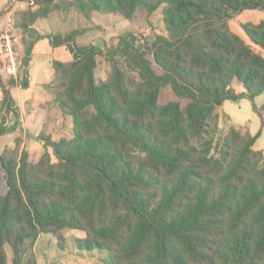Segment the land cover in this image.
<instances>
[{"label": "trees", "instance_id": "obj_1", "mask_svg": "<svg viewBox=\"0 0 264 264\" xmlns=\"http://www.w3.org/2000/svg\"><path fill=\"white\" fill-rule=\"evenodd\" d=\"M160 7L167 34L142 43L121 36L105 53L111 70L103 80L96 69L104 52L76 43L85 29L45 35L34 27L56 11L132 20L139 8ZM247 10L264 11V0H34L18 13L24 69L45 38L73 55L52 61L54 78L44 85L73 127L59 141L41 135L47 149L37 161L20 138L0 152V264H9L8 246L12 264H37L29 247L45 233L63 241L68 229L85 232L79 248L107 250L109 264H264L260 133L232 126L218 134L225 101L264 93V54L254 47L264 50V19L243 24L251 43L231 25ZM16 81L0 76L3 116H19ZM28 83L25 75L20 84Z\"/></svg>", "mask_w": 264, "mask_h": 264}, {"label": "rangeland", "instance_id": "obj_2", "mask_svg": "<svg viewBox=\"0 0 264 264\" xmlns=\"http://www.w3.org/2000/svg\"><path fill=\"white\" fill-rule=\"evenodd\" d=\"M11 0H0V11ZM4 11L0 17H4ZM22 16V15H21ZM18 14L10 17V22L17 27ZM264 19V11L247 10L236 15L231 21L235 32L242 35L251 43L246 36L243 24L258 23ZM47 34H67L76 29H85L83 34L76 38L79 46L95 45L104 52L98 56L96 79H107L110 74L111 64L106 59L105 53L116 48L121 36L134 34L140 43L145 39L153 40L156 34H167L163 22V8L160 7L153 14H149L144 8H139L132 20L127 19L120 13H103L94 11L90 17L79 11L67 10L53 12L49 18L42 21ZM18 28V27H17ZM43 41L32 54L28 66L22 70L16 85L11 86L10 95L18 110L19 116L13 112L5 114L0 112V128L3 119L6 120V131L0 134V152L6 148H15L17 138L21 139L20 150L27 149L31 159L37 161L46 151V140L40 138L51 136L54 141L62 137L72 136V118L66 110L55 103L53 90H46L45 84H50L54 78L52 61L59 59ZM264 54V50L254 45ZM67 57L71 52L66 49ZM73 56V55H72ZM152 59V56H148ZM64 59V57H63ZM119 63L125 67V60L118 56ZM157 70L159 67L154 63ZM27 76L28 86L23 87L20 80ZM4 84L10 85V76L1 73ZM234 89L238 94L244 91L241 84H235ZM4 99L3 91L0 89V102ZM6 110L4 109V112ZM220 114L219 136H224L234 126L243 132L259 137L254 145L256 150L264 151V93L258 95L254 100L248 97H240L236 100L225 101L218 109ZM48 150L53 153L52 147ZM6 181L0 166V193H4ZM64 240L59 241L52 234H42L35 244L29 247V253L34 252L37 264H109V252L104 249L87 250L78 247L77 239L86 236L85 232L78 229L64 230ZM9 264H12V248L7 247ZM28 253V254H29Z\"/></svg>", "mask_w": 264, "mask_h": 264}, {"label": "built area", "instance_id": "obj_3", "mask_svg": "<svg viewBox=\"0 0 264 264\" xmlns=\"http://www.w3.org/2000/svg\"><path fill=\"white\" fill-rule=\"evenodd\" d=\"M34 5V0H11L4 11L5 23L0 32V75L19 79L24 69L25 44L19 29L10 28V17Z\"/></svg>", "mask_w": 264, "mask_h": 264}, {"label": "crops", "instance_id": "obj_4", "mask_svg": "<svg viewBox=\"0 0 264 264\" xmlns=\"http://www.w3.org/2000/svg\"><path fill=\"white\" fill-rule=\"evenodd\" d=\"M5 7H6V6L2 7V10H1L0 12H3L4 9H5ZM48 18H49V17H48ZM45 19H47V18H44V19H38V20L35 22L34 27H35V28H36L41 34L49 35V34H47V33L45 32V25L42 24V21L45 20ZM4 23H5V19H4V17H3V18L0 17V32H1V30L3 29ZM43 41H45V42L48 43V44H46L47 47L49 46V49H50L51 51H53L54 54H57L56 56H60L59 59H55V60H60V61H64V62H66V61H70V60L73 58L72 53L70 54L69 57H67L68 54H67V52H66V49H67L66 46H60V47H56V48H54V47L51 46V44H50V42H49V40H48L47 38L42 39V40L38 41V42L35 44L32 54H33V53L35 52V50L37 49V46H38L41 42H43ZM63 57H64V59H63ZM31 58H32V55H31ZM16 107H17V106H16ZM17 108H18V107H17Z\"/></svg>", "mask_w": 264, "mask_h": 264}, {"label": "bare ground", "instance_id": "obj_5", "mask_svg": "<svg viewBox=\"0 0 264 264\" xmlns=\"http://www.w3.org/2000/svg\"><path fill=\"white\" fill-rule=\"evenodd\" d=\"M10 28L11 29H18L17 27L13 26V24H11V22H10Z\"/></svg>", "mask_w": 264, "mask_h": 264}]
</instances>
